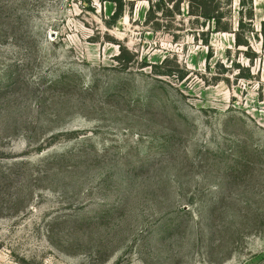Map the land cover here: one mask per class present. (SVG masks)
Listing matches in <instances>:
<instances>
[{
  "label": "rangeland",
  "instance_id": "374dc122",
  "mask_svg": "<svg viewBox=\"0 0 264 264\" xmlns=\"http://www.w3.org/2000/svg\"><path fill=\"white\" fill-rule=\"evenodd\" d=\"M88 1L0 0V264H264V0Z\"/></svg>",
  "mask_w": 264,
  "mask_h": 264
},
{
  "label": "trees",
  "instance_id": "16d2710c",
  "mask_svg": "<svg viewBox=\"0 0 264 264\" xmlns=\"http://www.w3.org/2000/svg\"><path fill=\"white\" fill-rule=\"evenodd\" d=\"M101 1L110 2L115 5V10L112 12L110 16L109 24L111 25L116 24L117 21L120 18H122L125 14L126 7L128 5L127 0H101ZM131 2H134V0H132ZM183 2L188 3V7H189L188 14L189 15L198 17L196 18L198 20L203 19V21L199 25V28L205 29L207 27V24H210V27H208V29L206 30L202 29V31L199 32V34L203 38L204 43L206 44L209 43V37L211 33L232 31V23L231 21H229V18H231L232 16L231 15L232 14V10H231L232 0H227V3H228L227 5L229 7L226 10H224V8L221 6V0H150V9H149L150 16L148 17V20L151 18V15H155V13H158V12H161L162 17H165V18H168L169 16H174L175 14H181L180 6H181V3ZM226 18H228V21H224V19ZM197 22H200V21H197ZM191 30H193L192 32L195 33V36H194L195 39L196 38L198 39L199 36L196 35V32H198L197 31L198 29H193L192 27ZM119 59L125 60L126 63L130 62V58L125 57L123 54ZM156 73L161 74V75H169V76L174 75L172 71H166V72L156 71Z\"/></svg>",
  "mask_w": 264,
  "mask_h": 264
}]
</instances>
